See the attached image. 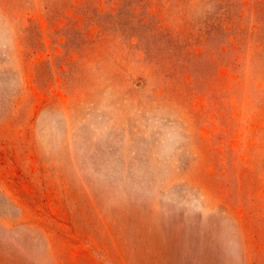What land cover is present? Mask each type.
Segmentation results:
<instances>
[{
    "label": "rangeland",
    "instance_id": "obj_1",
    "mask_svg": "<svg viewBox=\"0 0 264 264\" xmlns=\"http://www.w3.org/2000/svg\"><path fill=\"white\" fill-rule=\"evenodd\" d=\"M0 264H264V0H0Z\"/></svg>",
    "mask_w": 264,
    "mask_h": 264
}]
</instances>
